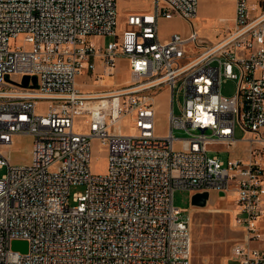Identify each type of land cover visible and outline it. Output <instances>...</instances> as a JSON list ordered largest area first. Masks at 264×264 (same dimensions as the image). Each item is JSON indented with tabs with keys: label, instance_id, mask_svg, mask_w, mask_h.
Segmentation results:
<instances>
[{
	"label": "built area",
	"instance_id": "obj_1",
	"mask_svg": "<svg viewBox=\"0 0 264 264\" xmlns=\"http://www.w3.org/2000/svg\"><path fill=\"white\" fill-rule=\"evenodd\" d=\"M149 1L120 29L115 0H0V264H191L176 189L234 192V264H264L262 0H234L232 28L214 43L191 21L197 0ZM172 16L189 32L159 40L157 20ZM19 35L22 44L12 46ZM118 58L126 84L77 85L80 74L101 83ZM17 74L27 76L24 86ZM221 79L236 80L232 95L220 94ZM176 84L182 98L173 113ZM161 86L170 106L159 135L153 97ZM75 116L84 132L73 130ZM125 118L132 133L120 129ZM236 128L249 136L241 139L246 158L207 154L210 145L231 147ZM15 136L30 138L25 163L9 157ZM92 140L105 147L102 174L89 168ZM74 184L84 189L69 204Z\"/></svg>",
	"mask_w": 264,
	"mask_h": 264
},
{
	"label": "rangeland",
	"instance_id": "obj_2",
	"mask_svg": "<svg viewBox=\"0 0 264 264\" xmlns=\"http://www.w3.org/2000/svg\"><path fill=\"white\" fill-rule=\"evenodd\" d=\"M216 3L227 5L228 0H216ZM121 0H115V8L117 14V28H122L123 17L119 14L118 9L122 7ZM201 13V12H200ZM198 12V14H200ZM21 35L10 40V44L15 46L22 44ZM89 41L95 44L105 43L109 38L104 37H89ZM130 76L127 73V68L124 64H115L114 73L111 76H106L102 83H98L95 79H91L85 74L76 76V83L82 89H100L102 86L121 85L128 81ZM16 83L22 82L21 75L17 74L12 77ZM236 80L221 79L219 83V92L222 95H232L236 90ZM164 90V93L163 91ZM182 98L178 84L174 87V94L171 101L173 113H177L178 102ZM153 106L156 114V133L162 135L167 132L166 113L170 106L169 89L160 87L153 97ZM132 124L131 118L129 123L127 119H122L120 129L123 133H132L134 129L129 127ZM73 130L84 132L86 124L83 122L82 116L73 118ZM174 137H184L185 134L181 130H172ZM235 142L231 147L225 148L222 145L208 146V155H216L220 160L225 162L233 154L239 153L242 158L247 157L245 148L247 143L241 139L249 138L246 132H242L236 128L234 133ZM29 141L28 136H15L11 146L9 157L13 162L25 163L29 157ZM174 148L179 146L175 141ZM106 167L105 147L97 140L91 141L90 146V163L89 168L93 174H102ZM4 173V168L0 169V175ZM84 186L82 184H74L69 186V204L72 193L82 192ZM191 193L186 190L176 189L172 194V204L179 209V216L185 218L187 216V224L190 232L191 241V264H234V258L231 256V248L233 244L239 242L240 232L234 226L232 221L234 192H224L222 196H218L217 191L210 190L208 198L203 206H195L189 203ZM219 209V212H211L209 210ZM264 245V242L262 243Z\"/></svg>",
	"mask_w": 264,
	"mask_h": 264
},
{
	"label": "crops",
	"instance_id": "obj_3",
	"mask_svg": "<svg viewBox=\"0 0 264 264\" xmlns=\"http://www.w3.org/2000/svg\"><path fill=\"white\" fill-rule=\"evenodd\" d=\"M123 2L122 7H119V14L124 16L130 12H142L150 9L149 0H121ZM216 0H197L196 14L192 18V22L197 30V33L209 42H217L227 31L232 28L233 25V9L234 0H228L227 5L216 3ZM262 8H264V0L261 1ZM198 12L200 14H198ZM190 30L187 22L177 16H172L168 19L159 18L157 20V37L159 40H165L172 33H179L186 35ZM117 64H124L125 60L118 58ZM95 71H99L97 65ZM128 75L130 73L127 71ZM130 78H128V81ZM127 81V82H128ZM124 82L123 84H126ZM102 83V81H101ZM122 85V84H121ZM118 86V85H117ZM166 88V87H164ZM92 90V89H85ZM164 93V90H162ZM159 92V91H158ZM232 157H241L239 153H234Z\"/></svg>",
	"mask_w": 264,
	"mask_h": 264
},
{
	"label": "water",
	"instance_id": "obj_4",
	"mask_svg": "<svg viewBox=\"0 0 264 264\" xmlns=\"http://www.w3.org/2000/svg\"><path fill=\"white\" fill-rule=\"evenodd\" d=\"M27 76H23L22 85L24 86L27 82ZM31 80L34 82V77H31ZM208 191L195 192L190 195L189 203L195 206H203L205 205L208 198ZM218 196H222V193L219 192ZM11 248L14 250H19L24 252L26 250V243L24 241H13L11 243Z\"/></svg>",
	"mask_w": 264,
	"mask_h": 264
},
{
	"label": "bare ground",
	"instance_id": "obj_5",
	"mask_svg": "<svg viewBox=\"0 0 264 264\" xmlns=\"http://www.w3.org/2000/svg\"><path fill=\"white\" fill-rule=\"evenodd\" d=\"M101 81H103V79H101ZM211 212H219L220 210L219 209H212V210H209ZM190 254H191V247H190Z\"/></svg>",
	"mask_w": 264,
	"mask_h": 264
}]
</instances>
